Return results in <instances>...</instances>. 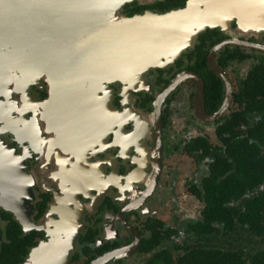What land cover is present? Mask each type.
Wrapping results in <instances>:
<instances>
[{
    "label": "flooded vegetation",
    "instance_id": "1",
    "mask_svg": "<svg viewBox=\"0 0 264 264\" xmlns=\"http://www.w3.org/2000/svg\"><path fill=\"white\" fill-rule=\"evenodd\" d=\"M191 1L132 0L122 14ZM213 3L201 9L223 10L218 25L174 62L104 82L103 104L85 69L73 80L11 74L0 105V264H152L197 242L205 182L239 156L229 128L264 149V0Z\"/></svg>",
    "mask_w": 264,
    "mask_h": 264
},
{
    "label": "water",
    "instance_id": "2",
    "mask_svg": "<svg viewBox=\"0 0 264 264\" xmlns=\"http://www.w3.org/2000/svg\"><path fill=\"white\" fill-rule=\"evenodd\" d=\"M129 1L0 0V68L8 71L0 72V102L11 98V74L23 61L35 60L34 71H49L51 78L59 71L73 80L85 69L88 91H98L106 81H127L133 73L174 62L201 32L218 25L223 12L213 0H193L183 10L129 18L122 14ZM212 6L218 9H201ZM177 36L182 39L170 48L168 40Z\"/></svg>",
    "mask_w": 264,
    "mask_h": 264
},
{
    "label": "trees",
    "instance_id": "3",
    "mask_svg": "<svg viewBox=\"0 0 264 264\" xmlns=\"http://www.w3.org/2000/svg\"><path fill=\"white\" fill-rule=\"evenodd\" d=\"M245 117L241 119L247 123ZM229 131L234 155L239 152V156L233 165L223 161L216 176L205 182L210 208L205 212L206 223L194 229L197 242L178 245L176 255L171 249L158 253L152 264H264V149L256 143L250 145L247 132L244 139L233 128ZM244 148L253 150L241 151ZM213 222L226 224L228 235L236 232L237 239L223 238L222 230L212 227Z\"/></svg>",
    "mask_w": 264,
    "mask_h": 264
},
{
    "label": "bare ground",
    "instance_id": "4",
    "mask_svg": "<svg viewBox=\"0 0 264 264\" xmlns=\"http://www.w3.org/2000/svg\"><path fill=\"white\" fill-rule=\"evenodd\" d=\"M113 2H114V0H113ZM192 20H193V23H194L196 20H198V18H195V17H194ZM188 28H190V27H188ZM181 39H182V36H177L175 39H169V40H168V42H169V47L172 48V46H173L177 41H179V40H181ZM65 60H68V58H66ZM34 61H35V60L23 61V62L25 63L24 65H22V64H23V63H22L21 66L16 67L15 69H17V72L20 73V74H18V75L21 76V74H22L23 76H26L28 80L35 78L37 74L40 75V72H43V69L40 70V71H38V73H36V71H34L35 69L32 68V65H30L31 62H34ZM38 62H43V60H42V61H38ZM41 66H42V65H40V67H41ZM42 67H43V66H42ZM0 72L4 75V74H5L6 72H8V71H7L6 69L4 70L3 68H0ZM46 73H47V75L50 77V72L47 71ZM13 75H14V73H13ZM50 78H51V77H50ZM17 79H19V77H17ZM28 80H27V81H28ZM0 84H2V85L0 86V88L5 87V81H4V80H1V81H0ZM52 89H53L54 91L57 90V87H55V84H54V83H53V88H52ZM0 90H3V89H0ZM22 91H23V93H26L25 90L22 89ZM93 92H94V97H95V101H94V102H95V103H101V104H103V103H104V100H103V99H99V98L96 97L97 91H95V88H93ZM57 101H58V100H57L56 98H54L53 101H51V102L49 103V105H48V107H49V109H48V113H51V112H52L51 110L53 109V107H55ZM0 105H1V102H0ZM2 117H5V115H2ZM3 120H5V119H3Z\"/></svg>",
    "mask_w": 264,
    "mask_h": 264
},
{
    "label": "rangeland",
    "instance_id": "5",
    "mask_svg": "<svg viewBox=\"0 0 264 264\" xmlns=\"http://www.w3.org/2000/svg\"><path fill=\"white\" fill-rule=\"evenodd\" d=\"M76 43H78V42H76Z\"/></svg>",
    "mask_w": 264,
    "mask_h": 264
}]
</instances>
